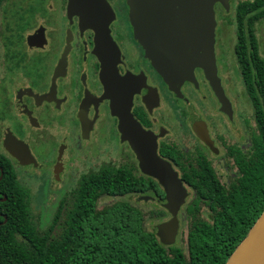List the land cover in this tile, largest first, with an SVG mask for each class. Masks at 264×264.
Instances as JSON below:
<instances>
[{"label": "flooded vegetation", "instance_id": "flooded-vegetation-1", "mask_svg": "<svg viewBox=\"0 0 264 264\" xmlns=\"http://www.w3.org/2000/svg\"><path fill=\"white\" fill-rule=\"evenodd\" d=\"M105 1L111 21L88 28L67 14L68 0L3 3L0 159L30 193L54 201L104 168L145 182L146 193L122 199L150 206L155 213L146 226L154 227L170 217L165 193L138 159H162L177 173L187 191L179 212L196 191L190 184L196 171L229 187L237 172L233 159L247 152L250 104L239 83L241 65L251 62L242 55L245 41L235 27L233 0L228 11L215 3L214 58L223 105L202 69L184 55L178 59L182 39L161 26L164 0ZM177 62L189 69L186 76L171 74ZM144 143L154 156L143 157ZM159 210L166 213L162 219ZM201 210L208 219V208Z\"/></svg>", "mask_w": 264, "mask_h": 264}, {"label": "trees", "instance_id": "trees-1", "mask_svg": "<svg viewBox=\"0 0 264 264\" xmlns=\"http://www.w3.org/2000/svg\"><path fill=\"white\" fill-rule=\"evenodd\" d=\"M5 1L0 0V11ZM232 12L245 41L242 55L251 62L241 65L242 87L251 107L245 121L247 152L240 150L239 159H233L237 172L227 188L203 170L190 179L196 191L182 210L185 248L165 246L147 229L155 213L150 206L122 199L126 193H146L145 182L115 177L118 173L105 168L90 173L75 189L59 194L44 219L35 195L9 162L0 159V264L226 263L264 210V59L256 37L264 0H238ZM102 198L115 200L100 205ZM202 207L208 208V219ZM164 216L159 210L157 219Z\"/></svg>", "mask_w": 264, "mask_h": 264}, {"label": "water", "instance_id": "water-1", "mask_svg": "<svg viewBox=\"0 0 264 264\" xmlns=\"http://www.w3.org/2000/svg\"><path fill=\"white\" fill-rule=\"evenodd\" d=\"M217 2L228 11V0H164L160 2V15L165 21L161 26L167 29L170 36L182 39V46L178 48L176 46L175 49L178 59H182L184 55L187 60H192L195 66L201 68L224 105L225 102L222 100L224 96L216 76L214 58L216 27L214 4ZM67 14L70 17L77 16L84 28L92 27L95 22L100 23V26L104 23L108 25L113 17L105 0H68ZM174 69L175 71L172 72L171 68V74L176 78L181 75L186 76L185 73L189 70L181 67L178 62ZM167 71L166 68L161 71L165 78ZM7 149L11 154H15L9 147ZM141 149L144 151L143 157L154 156L148 151L145 143L140 146ZM17 160L25 164L23 159ZM138 160L142 172L156 178L163 187L166 201L164 207L170 215L167 221L154 226L152 233L165 246H172L176 242L179 231L178 212L185 203L187 191L177 173L164 160ZM5 199L4 196L1 201ZM225 264H264V210Z\"/></svg>", "mask_w": 264, "mask_h": 264}, {"label": "rangeland", "instance_id": "rangeland-1", "mask_svg": "<svg viewBox=\"0 0 264 264\" xmlns=\"http://www.w3.org/2000/svg\"><path fill=\"white\" fill-rule=\"evenodd\" d=\"M238 0H233V5L236 4ZM256 29H257V33H256V37H257V42H258V47H259V53L260 56L264 59V19L261 20L257 25H256ZM242 85H240L239 83V90L242 91ZM247 113H251V107L249 105H247L246 108ZM241 124V121H240ZM238 128L241 131V125L238 124ZM242 134V132H241ZM242 141V140H240ZM223 181H226V178H224ZM55 187H59L58 184L55 185ZM34 203L37 207H41L42 209V217L44 219L48 218L50 216V205L54 202L53 197L55 198V196H47L44 197L43 195H39V194H34ZM46 201V202H45ZM110 199L109 198H102L100 200V205L109 202ZM178 218H179V231H178V235L176 237V242L175 244L178 246H182L183 249L185 248V239H186V234H187V226L185 225V223L182 220V211L179 212L178 214ZM43 219V220H44ZM152 226H147L148 230H152ZM174 244V245H175Z\"/></svg>", "mask_w": 264, "mask_h": 264}]
</instances>
